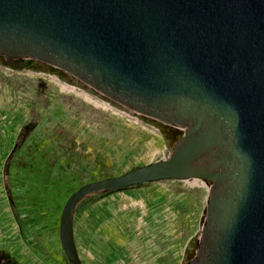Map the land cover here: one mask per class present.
<instances>
[{
  "label": "water",
  "instance_id": "95a60500",
  "mask_svg": "<svg viewBox=\"0 0 264 264\" xmlns=\"http://www.w3.org/2000/svg\"><path fill=\"white\" fill-rule=\"evenodd\" d=\"M0 61L67 73L181 133L165 159L82 184L58 221L69 264L85 196L208 182L190 264H264V0H0Z\"/></svg>",
  "mask_w": 264,
  "mask_h": 264
},
{
  "label": "rangeland",
  "instance_id": "374dc122",
  "mask_svg": "<svg viewBox=\"0 0 264 264\" xmlns=\"http://www.w3.org/2000/svg\"><path fill=\"white\" fill-rule=\"evenodd\" d=\"M180 134L67 73L0 61V264H69L58 238L67 197L167 158ZM205 182L163 179L85 196L72 222L83 263L190 264Z\"/></svg>",
  "mask_w": 264,
  "mask_h": 264
},
{
  "label": "crops",
  "instance_id": "0c3cea01",
  "mask_svg": "<svg viewBox=\"0 0 264 264\" xmlns=\"http://www.w3.org/2000/svg\"><path fill=\"white\" fill-rule=\"evenodd\" d=\"M4 153H5L4 152V145L0 142V158H3ZM77 254H78V252H77ZM78 257H79L80 261L82 262V264H84L82 259L79 256V254H78Z\"/></svg>",
  "mask_w": 264,
  "mask_h": 264
},
{
  "label": "bare ground",
  "instance_id": "6f19581e",
  "mask_svg": "<svg viewBox=\"0 0 264 264\" xmlns=\"http://www.w3.org/2000/svg\"><path fill=\"white\" fill-rule=\"evenodd\" d=\"M199 179V178H198ZM197 180V179H196ZM206 183V182H205ZM195 184H197V182L195 183ZM202 184H204V183H202Z\"/></svg>",
  "mask_w": 264,
  "mask_h": 264
}]
</instances>
